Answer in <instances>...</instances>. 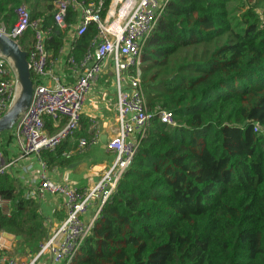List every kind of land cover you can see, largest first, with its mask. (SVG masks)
Here are the masks:
<instances>
[{"label":"trees","instance_id":"obj_1","mask_svg":"<svg viewBox=\"0 0 264 264\" xmlns=\"http://www.w3.org/2000/svg\"><path fill=\"white\" fill-rule=\"evenodd\" d=\"M22 1L50 30L55 60L78 13L70 7L62 28L53 0H0V28H12ZM96 33L90 22L68 59L79 64ZM32 38L28 27L19 46L28 51ZM142 64L151 123L70 264H264V0H168ZM159 108L174 125L159 120ZM80 124L88 126L83 115ZM60 145L41 151L47 164ZM0 196L10 204L0 232L44 242L35 200L7 172Z\"/></svg>","mask_w":264,"mask_h":264},{"label":"built area","instance_id":"obj_2","mask_svg":"<svg viewBox=\"0 0 264 264\" xmlns=\"http://www.w3.org/2000/svg\"><path fill=\"white\" fill-rule=\"evenodd\" d=\"M167 2L110 0L102 15L103 0H53V20L60 27H65L64 19L70 7L78 13V22L73 28L74 37L80 36L90 22L97 26V33L81 62L78 64L73 58L68 59L74 80L53 86L42 83L51 62L50 53L46 49V38L50 30L43 27L42 19L30 20L29 11L21 5L16 9L17 20L12 28H0L2 33L17 42L28 27L33 30L32 42L27 51L28 68L34 76L31 101L20 112L12 129L5 132L9 139L16 140L18 152L22 156L34 154L40 160L41 151H54L73 135L80 127L87 95L103 73L102 63L109 64L114 75L116 131L105 144L106 149L114 155L111 166L90 189L79 192L67 183L57 182L47 176L44 173L45 163L41 162L42 173L38 176L40 190L61 196L65 212L64 219L38 246V256L48 255L47 264H70L74 260L103 205L129 167L151 123L153 114L145 105L141 84L142 50ZM20 90L13 62L0 53V118L13 106ZM156 113L161 122L175 124L171 111L159 108ZM46 117L56 126L52 133L47 131ZM257 129L255 126L254 130ZM96 141V137H92L87 144L84 139L80 140L78 149ZM64 156L69 158L71 153L66 152ZM12 167L13 160L4 161L3 149L0 147V174ZM9 205V200L0 196V210L3 214L8 215ZM33 261L27 264H33ZM0 264L22 263L0 249Z\"/></svg>","mask_w":264,"mask_h":264},{"label":"crops","instance_id":"obj_3","mask_svg":"<svg viewBox=\"0 0 264 264\" xmlns=\"http://www.w3.org/2000/svg\"><path fill=\"white\" fill-rule=\"evenodd\" d=\"M21 4L29 9L28 2L23 1ZM77 22L78 16L75 24ZM74 27L72 25L66 29L64 46L59 56L55 60H51L48 73L42 79L43 84L53 86L56 83H71L74 80L72 69L68 63V54L74 41ZM108 68H110L109 64H106L105 70L93 84L83 106L82 115L87 118L88 126L83 128L80 124L79 129L65 139L57 150L60 151V154L54 163L49 165L44 158L41 157L39 160L34 154L22 156L18 152L16 140L9 139L7 134H2L0 137L4 161L13 160V167L7 170V173L12 177L16 188L22 194L35 200L38 212L44 219L46 236L64 219L65 212L62 208L61 196L40 190L38 176L42 173L41 162L45 163L44 173L47 176L57 182L67 183L79 192H85L99 180L114 160L113 153L105 147L107 140L116 131L114 75ZM30 74L33 75L31 72ZM53 76L58 81H55ZM32 82L34 83V81ZM105 115L111 117L112 120L107 119ZM47 119L49 118L46 117L47 131L52 133L56 130V126L50 119L49 126H47ZM50 129L55 130L51 131ZM92 137L97 138L94 144L78 149L80 140L87 139L89 141ZM66 152L71 153L69 158L64 156ZM7 233L13 235L10 232ZM13 236L12 239H9L3 236V232H0V249L2 251L11 255V250H17L20 253L18 259L22 264L33 260V264H47L48 255L38 256L39 247L35 242L27 241L25 235Z\"/></svg>","mask_w":264,"mask_h":264},{"label":"water","instance_id":"obj_4","mask_svg":"<svg viewBox=\"0 0 264 264\" xmlns=\"http://www.w3.org/2000/svg\"><path fill=\"white\" fill-rule=\"evenodd\" d=\"M0 53L8 57L13 62L17 77L21 85L20 94L9 109V111L0 118V136L11 130L15 124L20 112L24 110L31 101L33 93V82L28 68L27 51L23 50L18 42L0 31ZM3 236L12 239L14 236L3 232Z\"/></svg>","mask_w":264,"mask_h":264},{"label":"rangeland","instance_id":"obj_5","mask_svg":"<svg viewBox=\"0 0 264 264\" xmlns=\"http://www.w3.org/2000/svg\"><path fill=\"white\" fill-rule=\"evenodd\" d=\"M23 2V1H22ZM34 2V1H33ZM33 4V3H32ZM10 6V5H9ZM27 9V8H26ZM28 10V9H27ZM239 14H241V13H239ZM3 24V26L6 28V29H8L7 27V24L6 23H2ZM7 26V27H6ZM105 65H106V63H102V70L104 71L105 70ZM110 69H112L111 67L110 68H108V70H110ZM102 74V73H101ZM100 74V75H101ZM107 79H109L108 77H107ZM104 82H105V80H103ZM106 84H107V82H106ZM108 86V85H107ZM105 117L107 118V119H109V120H112L111 119V117H109V116H106L105 115ZM16 124V123H15ZM3 134H5V133H3ZM1 137V136H0ZM84 142H85V144H87V142H88V140L87 139H84ZM9 208H10V205L7 207V209L9 210ZM9 252V251H8ZM11 255L10 256H14V257H16L17 259H18V257H19V255H20V253L17 251V250H11ZM19 261H20V259H18Z\"/></svg>","mask_w":264,"mask_h":264}]
</instances>
